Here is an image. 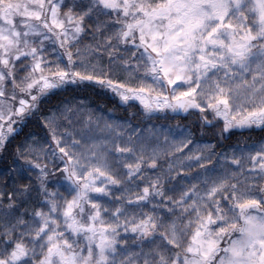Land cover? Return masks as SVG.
Returning <instances> with one entry per match:
<instances>
[{
    "label": "snow or ice",
    "instance_id": "snow-or-ice-1",
    "mask_svg": "<svg viewBox=\"0 0 264 264\" xmlns=\"http://www.w3.org/2000/svg\"><path fill=\"white\" fill-rule=\"evenodd\" d=\"M70 85L264 131V0H0V264H264V140L145 136Z\"/></svg>",
    "mask_w": 264,
    "mask_h": 264
},
{
    "label": "trees",
    "instance_id": "trees-1",
    "mask_svg": "<svg viewBox=\"0 0 264 264\" xmlns=\"http://www.w3.org/2000/svg\"><path fill=\"white\" fill-rule=\"evenodd\" d=\"M123 76V73L120 74ZM65 100L75 104L78 101H83L88 109L98 114L114 113L116 117L123 121H128L130 113L135 112L136 117L131 119V123L135 126L139 123L140 127H148L151 124L155 125H167L176 124L180 127L189 128L193 133V139L199 142H209L211 144H217L216 151H220L221 148L225 151H230L233 147L239 145L244 147L245 144L258 143L264 140V131L259 129L253 130H234L232 133H226L228 139L222 140L218 144L219 137L218 128L207 127L201 130L198 127L197 116L194 114H177L170 111L164 113H155L151 117H144L141 115L142 108L139 102H134V106L129 108L128 105L122 104L119 97L112 93L110 90L101 89L98 86H76L70 85L65 90L59 91L52 97L50 104H56L58 101ZM34 131L39 136L43 137L44 132L41 128L34 125H29L25 132ZM203 131V134H201ZM17 138L13 141L12 145H9V151L12 150L13 145L17 144L20 139ZM2 167V163H0Z\"/></svg>",
    "mask_w": 264,
    "mask_h": 264
},
{
    "label": "rangeland",
    "instance_id": "rangeland-1",
    "mask_svg": "<svg viewBox=\"0 0 264 264\" xmlns=\"http://www.w3.org/2000/svg\"><path fill=\"white\" fill-rule=\"evenodd\" d=\"M96 116L102 117L104 120H107V121L113 122V123H117V124L126 122V121L118 119L114 113L98 114ZM141 128L144 129V135L145 136H150L152 132H156L157 134L165 133V134H168L170 140L174 139L176 141L183 139L184 136H186L188 134V132L190 131L189 128L180 127L176 124H167V125L151 124L148 127H141ZM181 130H183V131H181ZM245 130H247V129H245ZM239 131H241V130H239ZM194 142L202 148L204 145H211V143H209V142H199V141H195V140H194ZM189 147H191V145ZM185 151H187V149H185ZM176 179L178 180L180 178L177 177Z\"/></svg>",
    "mask_w": 264,
    "mask_h": 264
},
{
    "label": "water",
    "instance_id": "water-1",
    "mask_svg": "<svg viewBox=\"0 0 264 264\" xmlns=\"http://www.w3.org/2000/svg\"><path fill=\"white\" fill-rule=\"evenodd\" d=\"M180 114H182V115H183V114H185V113H180Z\"/></svg>",
    "mask_w": 264,
    "mask_h": 264
}]
</instances>
